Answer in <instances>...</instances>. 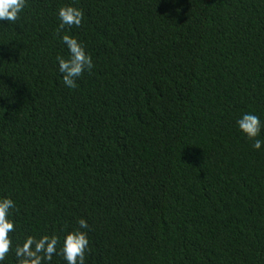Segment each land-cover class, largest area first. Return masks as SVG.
Returning <instances> with one entry per match:
<instances>
[{"label": "trees", "instance_id": "16d2710c", "mask_svg": "<svg viewBox=\"0 0 264 264\" xmlns=\"http://www.w3.org/2000/svg\"><path fill=\"white\" fill-rule=\"evenodd\" d=\"M92 57L74 89L58 9ZM264 0H27L0 21V198L26 238L88 223L85 264H264ZM264 140V130L258 137ZM45 264H66L59 254Z\"/></svg>", "mask_w": 264, "mask_h": 264}, {"label": "clouds", "instance_id": "9594fccd", "mask_svg": "<svg viewBox=\"0 0 264 264\" xmlns=\"http://www.w3.org/2000/svg\"><path fill=\"white\" fill-rule=\"evenodd\" d=\"M27 0H0V21L14 23L26 6ZM83 12L70 5L58 9L59 21L58 35L67 49V58L56 57L58 71L62 82L68 89L76 87V81L87 71L94 67L92 57L86 52L83 44L74 36L67 34L74 28H79L83 20ZM236 126L241 135L252 141V147L256 151L264 148V140L259 139L264 125L260 117L251 112L242 114L236 121ZM15 203L12 199L0 198V264H3L12 242L9 233L14 225L10 220L11 210ZM78 229L68 232L63 238L55 236H42L40 238L28 237L21 246L15 249L18 264H45L50 262L53 255L57 254V245L60 244L59 254L63 256L66 264H85L86 253L89 250L87 236L88 223L85 219L77 221Z\"/></svg>", "mask_w": 264, "mask_h": 264}]
</instances>
